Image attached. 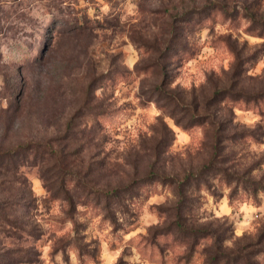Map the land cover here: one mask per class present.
Here are the masks:
<instances>
[{
	"label": "rangeland",
	"instance_id": "rangeland-1",
	"mask_svg": "<svg viewBox=\"0 0 264 264\" xmlns=\"http://www.w3.org/2000/svg\"><path fill=\"white\" fill-rule=\"evenodd\" d=\"M192 1L0 0V142L57 140L20 169L34 252L17 264H264V0H221L166 51L168 13ZM163 66L181 108L151 93ZM216 132L219 170L183 203L161 180L108 213L90 192L197 171ZM61 167L73 207L48 190Z\"/></svg>",
	"mask_w": 264,
	"mask_h": 264
},
{
	"label": "trees",
	"instance_id": "trees-1",
	"mask_svg": "<svg viewBox=\"0 0 264 264\" xmlns=\"http://www.w3.org/2000/svg\"><path fill=\"white\" fill-rule=\"evenodd\" d=\"M206 2L208 4H206ZM204 3L192 1L191 4H186L176 6L173 10H170L169 15V32L170 37L167 41L166 51L174 47L173 41L176 40V45L179 35V24L181 22H191L202 21L203 14L206 13L208 8L210 9H225L221 0H206ZM157 51L162 52V48L157 47ZM164 53V52H163ZM162 81L159 85H156L152 90V95H157L164 97L168 100L167 104L173 107H180L186 105L182 97L177 91L166 90L168 73L165 71L164 66L162 67ZM222 95L221 91L218 90L214 96ZM150 100V99H149ZM195 111V108H193ZM194 117V116H193ZM219 128V126H218ZM215 143L213 145L214 151L213 155L207 163L203 164L197 171H187L183 177H178L175 175H165L157 172L156 170H150L148 173L140 178H135L131 180L126 185L116 186L114 188H90V192L94 193L97 199L103 203L106 212L111 210L114 200L122 196L123 193H132L134 188L141 182H150L161 180L165 183H171L175 185L180 203H183L187 197L186 190L192 186L195 180L199 176L214 171L217 169L215 166V158L218 155L220 149L219 141L220 134L216 132ZM55 139H51L46 142H38L35 140H27L22 143H18L13 147H9L0 142V264H17L22 262H32L34 249L30 245L25 243L30 237L34 235V228L30 225L26 212L30 204V196L26 195L23 189V182L21 179L22 166L27 165L31 161L34 163L42 156L49 154L53 151L55 156L54 145ZM57 154V153H56ZM41 156V157H40ZM44 158V157H43ZM53 158V157H51ZM32 164V163H31ZM67 166V163H64ZM215 168V169H214ZM61 167L60 174L57 179L48 185V190L55 196H60L62 193L63 198L70 204L74 206L75 199L72 194V185L67 179L69 171H63ZM219 170V169H217ZM89 185H85L87 189ZM94 190V191H92ZM108 216V215H107ZM181 227V225H180ZM2 240H7L2 241ZM215 256V255H214ZM224 256V255H223ZM246 258L247 255H244ZM226 260H238V254L225 255ZM214 257L206 260V264H219L214 261ZM247 264L250 262L247 258Z\"/></svg>",
	"mask_w": 264,
	"mask_h": 264
}]
</instances>
